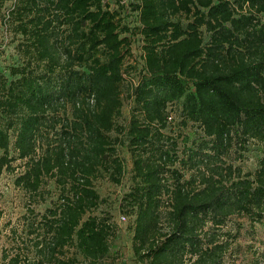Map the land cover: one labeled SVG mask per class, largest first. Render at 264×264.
<instances>
[{
  "label": "trees",
  "instance_id": "1",
  "mask_svg": "<svg viewBox=\"0 0 264 264\" xmlns=\"http://www.w3.org/2000/svg\"><path fill=\"white\" fill-rule=\"evenodd\" d=\"M0 24L17 56L0 69V176L18 161L30 202L57 192L28 225L31 264H118L95 182L121 183L119 146L136 264L242 251L228 222L264 224V0H0ZM251 145L253 171L226 163ZM250 254L264 263V247Z\"/></svg>",
  "mask_w": 264,
  "mask_h": 264
},
{
  "label": "rangeland",
  "instance_id": "2",
  "mask_svg": "<svg viewBox=\"0 0 264 264\" xmlns=\"http://www.w3.org/2000/svg\"><path fill=\"white\" fill-rule=\"evenodd\" d=\"M129 1V0H126ZM15 42L11 39L10 34L4 33L0 24V69L4 70L9 65L16 62V53L14 51ZM139 56V50L135 51ZM128 106L125 103L122 116L118 123H123L127 115ZM188 132V130H187ZM256 145H251L246 151H231L229 156L224 159L226 163H232L233 166L240 168L243 173L251 172L256 168V158L258 153ZM118 153L125 165V173L119 185L110 183L106 178L99 179L95 182V188L99 192L104 202L95 212L97 215L108 214L111 221L116 226L117 239L111 253L120 254L118 264H136L131 248L130 235L128 233L129 220H122L124 215L120 211L119 200L121 196L128 190L130 186V159L126 149L122 146L118 147ZM16 168L13 172H4L0 176V264H2V255H9L14 251L21 253L29 259L25 264H31L35 253L30 246V237L27 233L28 225H38L41 215L47 207L56 200L57 192L53 188L52 182L49 183L48 190L42 192L41 197L32 198L25 194L22 190L16 188L13 184L15 175L21 171L19 162L13 164ZM188 175V174H187ZM29 209H33L29 211ZM236 221V222H235ZM234 223H242L243 228L240 229L237 244L242 247V251L237 254H229L226 258V264H247L250 263L254 250L264 247V224L253 225L252 228L245 219H237L228 222L225 230H231ZM253 230V232H249ZM251 247V248H250ZM234 251V246L233 250ZM84 264V263H82ZM264 264V263H263Z\"/></svg>",
  "mask_w": 264,
  "mask_h": 264
},
{
  "label": "built area",
  "instance_id": "3",
  "mask_svg": "<svg viewBox=\"0 0 264 264\" xmlns=\"http://www.w3.org/2000/svg\"><path fill=\"white\" fill-rule=\"evenodd\" d=\"M122 220H126L124 216L121 217Z\"/></svg>",
  "mask_w": 264,
  "mask_h": 264
}]
</instances>
